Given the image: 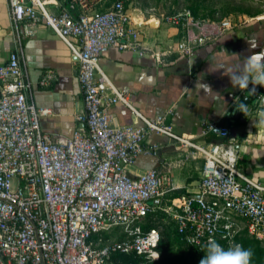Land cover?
<instances>
[{"label": "built area", "instance_id": "1", "mask_svg": "<svg viewBox=\"0 0 264 264\" xmlns=\"http://www.w3.org/2000/svg\"><path fill=\"white\" fill-rule=\"evenodd\" d=\"M256 1L264 14V0ZM7 7L11 25L23 37L43 23L69 45L83 111L76 114L81 125L69 136L43 132L38 117L44 109L26 98L29 81L17 51L0 63V264H105L113 253L131 254L127 264L155 260L159 232L141 228L139 221L150 201L172 186L152 168L134 176L127 172L134 157L147 150L142 141L150 131L202 154L196 190L181 194L168 209L186 244L199 248L215 239L227 248L236 243L241 222L248 234L264 238V187L239 174L232 142L202 146L161 117H142L127 89L116 88L99 69L110 46L137 42L123 0H7ZM157 18L180 30L174 48L181 55L219 33V21L188 8ZM256 74L264 75V68ZM116 103L141 122L111 126L106 110ZM208 130L228 133L223 124L207 123L203 131ZM115 228L121 236L103 243V232Z\"/></svg>", "mask_w": 264, "mask_h": 264}, {"label": "crops", "instance_id": "2", "mask_svg": "<svg viewBox=\"0 0 264 264\" xmlns=\"http://www.w3.org/2000/svg\"><path fill=\"white\" fill-rule=\"evenodd\" d=\"M219 22L215 37L196 45L190 54L181 55L174 48L180 34L177 27L154 15L137 17L132 20L136 44L110 46L100 56L98 67L112 85L127 89L130 104L142 117H161L176 133L202 146L229 139L239 174L264 187V126L259 115L264 112V85L260 88L249 82L240 89L230 79L247 71L249 58L257 63L264 58L260 2L243 0L239 8L222 16ZM12 49L17 51L29 81L27 100L44 109L38 117L40 129L56 138L69 136L75 126L81 125L76 114L83 111L71 48L43 23L35 25L33 35L23 37L11 25L7 0H0V63ZM41 78L45 84L39 83ZM242 95L246 114L236 104ZM254 101L257 102L252 104ZM230 110V120L223 121ZM106 112L114 127L141 122L120 103L110 105ZM207 123L225 125L227 136L214 130L203 131ZM142 145L147 150L134 157L127 172L134 176L152 168L167 177L172 186L150 201L143 227L154 226L153 215L157 214L161 220L168 218L175 227L168 209L178 204L181 194L196 190L202 154L155 131L145 135Z\"/></svg>", "mask_w": 264, "mask_h": 264}, {"label": "rangeland", "instance_id": "3", "mask_svg": "<svg viewBox=\"0 0 264 264\" xmlns=\"http://www.w3.org/2000/svg\"><path fill=\"white\" fill-rule=\"evenodd\" d=\"M127 13L131 19L146 17L149 15L170 13L181 8H188L199 17H207L218 22L222 16L239 8L243 0H123ZM144 215L139 224L143 228ZM153 225L159 230L160 240L157 243V258L153 264H199L204 253L178 240L174 233L173 223L166 217L161 220L160 215H153ZM148 220V219H147ZM120 237V229L115 228L103 232L101 241L108 243ZM236 243L253 253L251 264H264V238L254 237L248 234L242 222L238 225L235 236ZM124 259L116 257L105 264H122Z\"/></svg>", "mask_w": 264, "mask_h": 264}, {"label": "clouds", "instance_id": "4", "mask_svg": "<svg viewBox=\"0 0 264 264\" xmlns=\"http://www.w3.org/2000/svg\"><path fill=\"white\" fill-rule=\"evenodd\" d=\"M264 68V64L257 63L252 58H249L247 71L240 75L230 77L233 86H238L240 89H245L249 82L253 84L264 85V75H258L257 69ZM240 111L246 114L247 109L245 104H239ZM260 124L264 126V112L260 114ZM189 244L195 245L197 242L189 240ZM199 249L204 253L200 259L199 264H251L252 251L244 248L239 243H233L225 248L221 243L215 239H209L202 244Z\"/></svg>", "mask_w": 264, "mask_h": 264}, {"label": "trees", "instance_id": "5", "mask_svg": "<svg viewBox=\"0 0 264 264\" xmlns=\"http://www.w3.org/2000/svg\"><path fill=\"white\" fill-rule=\"evenodd\" d=\"M191 12H192V11H191ZM192 13H193V15L197 16L194 12H192ZM231 113H232L231 110H230L229 112H227V113L224 115V119H223V121H229V120H230L229 117L232 116ZM146 214H147V213H146ZM146 214H145V215H146ZM149 227H154V228H156L155 226H148V227H143V229H147V228H149ZM156 229H157V228H156ZM157 230H158V229H157ZM158 232H159V230H158ZM174 233H175V236L178 238V240H180V241H182L183 243H185V242L179 237V234L176 232L175 227H174ZM120 236H121V234H120ZM159 236H160V233H159ZM235 236H236V235H235ZM159 240H160V237H159ZM159 240H158V242H159ZM185 244H186V243H185ZM187 245H188V244H187ZM189 246H190V245H189ZM191 247L199 249L198 247H194V246H191ZM156 248H157V245H156ZM116 257H122V258L124 259V262H123L122 264H127L129 261H131V258H132L131 254H122V253H113V254L110 256L111 259L116 258ZM154 261H155V260H151V261L148 262V264H153Z\"/></svg>", "mask_w": 264, "mask_h": 264}, {"label": "water", "instance_id": "6", "mask_svg": "<svg viewBox=\"0 0 264 264\" xmlns=\"http://www.w3.org/2000/svg\"><path fill=\"white\" fill-rule=\"evenodd\" d=\"M261 75V74H259ZM244 95L240 96L239 99L236 101V104L239 105V104H242L243 100H244ZM257 101H254L252 104H255Z\"/></svg>", "mask_w": 264, "mask_h": 264}]
</instances>
